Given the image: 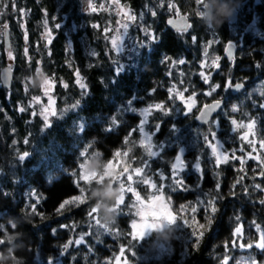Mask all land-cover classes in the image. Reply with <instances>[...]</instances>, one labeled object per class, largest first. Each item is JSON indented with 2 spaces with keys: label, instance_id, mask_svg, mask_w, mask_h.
Segmentation results:
<instances>
[{
  "label": "trees",
  "instance_id": "16d2710c",
  "mask_svg": "<svg viewBox=\"0 0 264 264\" xmlns=\"http://www.w3.org/2000/svg\"><path fill=\"white\" fill-rule=\"evenodd\" d=\"M122 4L137 17L142 11V27L150 28L155 41L125 43L116 51L110 37L117 14L109 0H0V264H116L121 248L120 264H264V250L256 247L264 233V192L255 188L260 184L264 189V169L247 159L248 144L240 139L255 120L249 139L256 142L253 155L264 160L259 147L264 140V0ZM206 4L214 13L210 21ZM231 10L238 13L234 23ZM172 15L190 19L185 33L166 26ZM128 32L136 34L130 27ZM229 43L236 46L235 61L225 55ZM216 57L219 69L212 66ZM5 71L10 84L3 79ZM201 71L210 75L209 83ZM40 76L51 83L56 106L57 114L48 121L32 99L43 95ZM226 82L242 83L244 89L233 93ZM215 84L221 88L205 95ZM182 91L185 101L196 98L191 112L177 95ZM216 100H224L212 119L218 123L199 124L200 108ZM156 103L168 112L153 109L146 118L145 131L157 152L148 157L140 145V112ZM210 127L216 137L212 142L229 154V162L219 167L205 143V135L212 140ZM23 153L28 155L21 160ZM232 153L245 158L243 172ZM178 155L186 163L179 174L184 187L171 190V165ZM125 165L145 202L159 191L141 184L142 178L163 188L175 225L132 239L140 208L120 180ZM136 167H146L144 177L135 176ZM161 175L169 181H161ZM78 196L80 203L73 200ZM213 200L218 210L205 211L202 206ZM66 201L71 203L59 209ZM90 209L97 210L100 227ZM81 236L84 242L77 244Z\"/></svg>",
  "mask_w": 264,
  "mask_h": 264
},
{
  "label": "snow or ice",
  "instance_id": "6c2138e0",
  "mask_svg": "<svg viewBox=\"0 0 264 264\" xmlns=\"http://www.w3.org/2000/svg\"><path fill=\"white\" fill-rule=\"evenodd\" d=\"M113 3L115 4H119V0H113ZM89 7L91 8L92 12L96 11V7L94 5H92L91 3L89 4ZM161 7H163V4L161 3ZM169 8L173 9L176 7V5L174 4H169L168 5ZM121 12L124 13V15L128 18V20L130 21H135L136 20V16L135 15H131L130 12H125L123 8H121ZM45 25H47L48 21L45 20L44 21ZM169 23L174 24L175 22L173 20L169 21ZM183 27H181V32L185 33V30L189 28V24L187 23V20L185 19L183 21ZM123 28L127 29L128 25L127 24H123L121 25ZM94 27H97V25H94ZM144 35L146 38L151 39L152 41H155L156 36L155 34L150 31L149 27H145L143 29ZM48 36H51V30H48ZM27 38V37H25ZM197 39V38H196ZM118 41H122V37L120 35H117V37L115 39L111 40V44L113 48H116L117 51L119 50V45H118ZM49 43H51V40L49 39L48 41ZM212 43H216L215 39H213L211 41V43L208 42V45L211 46ZM25 53H27V48L25 49ZM9 55H11V53H9ZM93 55H95V53H93ZM204 55H207V50L205 49ZM232 53L229 51V57H231ZM220 57H216V59L212 62V66L219 69L220 65L218 63ZM179 64L183 65L185 63L184 60H179L178 61ZM173 63H175V61H173ZM206 64L205 63H201L199 65V67L203 68L205 67ZM77 76V83L80 84L81 89H84L86 87L85 84L80 83V73L77 72L76 73ZM199 76L202 78L203 82L205 84L210 82V75L205 74L204 71L199 72ZM226 87L228 88H233L235 87L236 89H239L242 87L241 83H231V82H226L225 84ZM64 87H68L67 84L64 85ZM221 86L219 84H215L211 90L207 91L205 93V95L211 96L213 94V92H215L217 89H220ZM171 91V90H170ZM184 91H187V89H185ZM184 91L182 92H178L177 95L179 96V99L181 102H184L186 104V107L188 109L189 112L192 111L193 106H194V101H195V96H190L188 98L187 101H185V95H184ZM261 95H264V92H261ZM32 99L34 101H36L37 103H39V98H34L32 97ZM48 101H49V107L48 108H44L42 110V115L44 117V121H48V114L49 112L51 113V115H56V111L54 108H51V104L54 103L52 101L51 96L48 97ZM220 100H216L215 103L213 104H205L203 105V110L200 111L199 113V118L206 124H213V123H218V121L216 120H211L210 121V117L212 116V113L215 112L218 108H220ZM261 107H264V105H261ZM153 109H155L158 112H164L167 113L168 110L165 109V105L162 103H156L154 105H152L149 108H146L144 110H142L140 112L141 117H144V119H142L141 124L139 125V132L141 134V137H143V139L140 140V145L141 147H144L147 149V156L148 157H155L157 155V152L154 150L155 149V145L154 143H152V137L145 131V125L147 123V116L149 114H151V112L153 111ZM233 111H236V108L232 109ZM20 111H25V108L21 107ZM133 111H135V109H133ZM113 123L117 124L118 121L114 118L113 119ZM231 123L233 125H237V121L235 119H233L231 121ZM256 121L253 120L251 123L247 124L246 127L248 129V132H246L244 135L240 136V139L242 141H246L249 147V151L247 153V159L248 160H253L258 162V164L261 166L262 169H264V160H261V157L259 155H253V153H255L257 151V147H256V142L252 139H249V136L252 135V129L255 126ZM209 132L210 135L212 137V140L209 139V135H205V143L208 145V148L211 150V154L215 157V164L217 167H219L222 164H226L229 162V154H227V151H224L221 149L220 145L218 144V142L213 143L212 141L215 140V133L214 131H212L211 127L209 128ZM135 133V132H134ZM127 143V142H126ZM259 147L261 149H264V140L260 141ZM240 152H244L245 149L241 148L239 149ZM28 153H23L19 156V158L21 160L26 159L27 158ZM116 157H120L121 153L117 152L115 153ZM125 155V153H124ZM232 159L239 161L240 163V171L243 172L244 168L243 165L245 164V158L241 157L239 155H236L235 153H232ZM114 161H110L109 162V168H113L114 167ZM186 167V163L182 157V155H178L175 158L174 163L171 165V169H172V177H171V185L172 188L171 190H176L177 187L183 188L184 187V182L179 178L180 177V172H182L184 170V168ZM197 170L201 169V165L199 163H197L196 165ZM146 167H136L134 169V174L136 177H144V172H145ZM121 176H120V180L123 184L124 190L127 193H130L133 197L135 202H138L140 205H142L144 208H150V211H138L136 214L140 216V221L141 222H136L133 221L131 228H132V239L136 240V239H140L142 240L144 238V236L149 232V231H156L159 230L161 228L164 227L165 224L167 225H175L176 224V215L173 214V212L168 208L166 202H165V197H164V192H163V188L160 187L158 189V185L156 182H154V180H152L151 178H142L140 180V183L147 186L150 189L153 190H158L159 194L158 195H153L150 197V200L145 203V200L142 199L141 194L139 191H137V189L135 187L132 186L133 183V175L130 173L129 168L127 167V165H125L123 167V169L121 170ZM261 176H264V170H262L260 172ZM219 179V173H218V177ZM159 179L161 181H169V178L161 175L159 177ZM241 179H243V177H241ZM237 183H240V181L238 180ZM127 184V187H126ZM255 188L258 190H261L262 192H264V189H261V185L260 184H256ZM220 198L219 196L216 197V199ZM76 202L80 203V197H76L75 199H73ZM261 202H264V200H261ZM71 203V201H66L62 204V206L59 209H63L65 204ZM159 203V206L157 207V204ZM125 204V201H122L120 204V209L121 206ZM131 207L135 208L136 207V203H133L131 205ZM204 208L205 211L208 210V208H211V211L213 213H215L218 209L215 206V202L213 201H209L206 202L205 205L202 206ZM32 212H35L36 209L35 207H32L31 209ZM192 211L195 213L196 212V208H192ZM90 217L94 220L95 224L97 226L100 227V225L96 222L97 219H95V214L97 213V210L94 209H90ZM211 222V221H209ZM187 223V222H186ZM202 227V226H201ZM105 231H108L109 233H111L112 230H109L107 228L104 229ZM257 230L259 231V226L257 225ZM241 229L239 227H237L235 229L236 233H240ZM84 242V237L81 236L80 239H78L76 241L77 244H81ZM69 244H71V241L68 242V244L64 245L65 250H67ZM252 244H248V248H251ZM256 247L264 250V233L261 234L260 237V243L256 245ZM124 248L120 249V256L117 257V261L116 264H120V261L123 258V254H124ZM134 255V253H133ZM252 264H256L255 261L252 262Z\"/></svg>",
  "mask_w": 264,
  "mask_h": 264
},
{
  "label": "rangeland",
  "instance_id": "374dc122",
  "mask_svg": "<svg viewBox=\"0 0 264 264\" xmlns=\"http://www.w3.org/2000/svg\"><path fill=\"white\" fill-rule=\"evenodd\" d=\"M109 1L115 7V12L117 14L116 27H115V30L112 33L110 38H111V40L115 39L117 37V35H120L122 37V41H118V45H119L118 52H121L123 50V47H125V43H129V41H130V34L128 32V29H129L130 25L133 23V21L128 20V18L124 15V13L121 12V8H123L125 12H130V14H131V11H130V9L124 7L122 3H121L122 5L117 7L115 5V3H113V0H109ZM206 6H209V4H206ZM123 24H127L128 28L127 29L123 28L121 26ZM2 37L4 38V33H3ZM116 51H117V49H116ZM40 78L42 79L41 85H42L43 95L41 97H39V103L38 104L40 105L41 114H42V110L44 108H48L49 107L48 97L51 96L52 85L45 77L40 76ZM51 98H52V101L54 102V103L51 104V108H54L55 111H56L55 101H54L52 96H51ZM52 116L53 115H51V113L49 112L48 119H50ZM145 203H147V202H145ZM158 206H159V203L157 204V207ZM139 208H140L139 211H150L151 210L150 208H144L140 204H139ZM137 222L138 223L141 222L140 221V216H139V221H137Z\"/></svg>",
  "mask_w": 264,
  "mask_h": 264
},
{
  "label": "water",
  "instance_id": "95a60500",
  "mask_svg": "<svg viewBox=\"0 0 264 264\" xmlns=\"http://www.w3.org/2000/svg\"><path fill=\"white\" fill-rule=\"evenodd\" d=\"M213 10L211 8H206L205 10V17H206V20L207 21H210L212 18H213ZM228 17H229V20L234 23L236 22L237 18H238V13L237 11L235 10H231L229 13H228ZM187 20L186 17H176V16H171L167 19V26L172 29V30H180L181 27H183V21L184 20ZM173 20L175 23L174 24H171L169 23V21ZM187 23L189 24L190 26V23L189 21L187 20ZM188 30V29H186ZM185 30V31H186ZM181 31V30H180ZM251 29H248V32H250ZM5 42H6V45H9V31H6V37H5ZM211 43V42H209ZM212 45L209 46V48L211 49L212 48ZM236 46L233 44V43H229L226 45L225 47V55L227 57V59L229 61H234L235 60V56H236ZM229 51L232 53L231 57H229ZM3 79L4 81L7 83V84H10L11 83V75L8 71H5L4 74H3ZM242 84V83H241ZM244 89V85L242 84V87L239 88V89H236L235 87L231 88V91L233 93H237L238 91L240 90H243ZM216 101H213L211 103H208V104H213L215 103ZM221 104H220V108H218L215 112L212 113V116L210 117V121L222 110L223 106H224V100H220ZM203 110V107L200 108V110L198 111L197 113V116H196V121L201 124V125H208L206 123H204L200 118H199V113L200 111Z\"/></svg>",
  "mask_w": 264,
  "mask_h": 264
},
{
  "label": "flooded vegetation",
  "instance_id": "af4514ba",
  "mask_svg": "<svg viewBox=\"0 0 264 264\" xmlns=\"http://www.w3.org/2000/svg\"><path fill=\"white\" fill-rule=\"evenodd\" d=\"M122 3V0H119V4H115L117 7H119ZM206 8H211L209 6H206L204 8V11L206 10ZM130 9L131 11V15H135L136 16V20L133 21V23L130 25V29H135L136 30V34L135 35H131L130 34V41L129 43H150L151 42V39L149 38H146L145 35H144V32H143V27H142V24L144 23V21H146V19L144 20V17H143V14H142V11H140L139 13V17H137V12L132 9V8H128ZM212 9V8H211ZM213 10V9H212ZM172 16H176V17H182V15L178 16V15H172ZM171 17V16H170ZM183 17H186V16H183ZM169 18V17H168ZM166 18V26H167V19ZM187 20L189 21L190 19L188 17H186ZM190 23V21H189ZM168 27V26H167ZM169 28V27H168ZM170 29V28H169ZM172 30V29H170ZM174 32H181L180 30H172ZM135 32V31H134ZM235 59H236V56H235ZM235 61V60H234Z\"/></svg>",
  "mask_w": 264,
  "mask_h": 264
}]
</instances>
